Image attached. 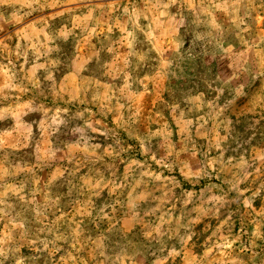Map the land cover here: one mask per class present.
Instances as JSON below:
<instances>
[{
    "label": "rangeland",
    "instance_id": "obj_1",
    "mask_svg": "<svg viewBox=\"0 0 264 264\" xmlns=\"http://www.w3.org/2000/svg\"><path fill=\"white\" fill-rule=\"evenodd\" d=\"M0 264H264V0H0Z\"/></svg>",
    "mask_w": 264,
    "mask_h": 264
}]
</instances>
